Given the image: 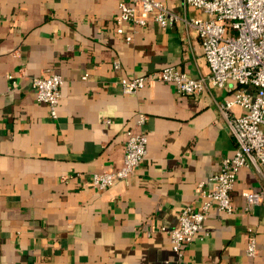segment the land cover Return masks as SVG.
<instances>
[{
    "label": "crops",
    "instance_id": "1",
    "mask_svg": "<svg viewBox=\"0 0 264 264\" xmlns=\"http://www.w3.org/2000/svg\"><path fill=\"white\" fill-rule=\"evenodd\" d=\"M160 1L176 21H125L117 33V0H0V264H264V202L247 210L241 195L263 185L250 166L237 173L234 211L211 205L181 256L170 248L181 209L199 205L198 184L234 152L226 118L242 109L218 108L233 83L196 96L160 80L122 91V78L169 65L209 73L185 26L208 15ZM45 72L62 78L55 117L32 87ZM127 130L147 135L144 159L93 188L92 173L122 166Z\"/></svg>",
    "mask_w": 264,
    "mask_h": 264
},
{
    "label": "built area",
    "instance_id": "2",
    "mask_svg": "<svg viewBox=\"0 0 264 264\" xmlns=\"http://www.w3.org/2000/svg\"><path fill=\"white\" fill-rule=\"evenodd\" d=\"M187 5L208 15L206 19H190L185 26L200 39L209 73L191 77L173 65L165 66L152 74H143L120 80L125 93H134L152 80L169 82L176 92L196 96L212 87L222 88L228 83L236 85L229 96L218 104L221 113L228 115L234 106L242 109L239 115H229L228 128L235 139V150L222 158L219 170L206 182L198 184L200 203L184 206L177 224L169 231L170 248L180 257L184 246L202 228L203 220L211 205L219 211L232 213L231 192L242 167L250 166L263 181L257 190L244 189L241 195L244 208L264 202V0H183ZM114 16L116 32L122 33V23L131 22L144 26L151 18L165 27L178 17L160 0H117ZM125 39L128 41L129 36ZM114 68L118 67L114 62ZM11 79L12 76L8 75ZM62 78L54 72H45L32 79L35 99L44 102L51 117L56 116L60 99ZM139 116L138 123L143 122ZM145 132L126 131L123 164L118 170L94 172L89 185L97 190L110 186L116 179L127 178L146 155ZM210 185L209 189L204 184ZM248 256L255 253V240L249 238Z\"/></svg>",
    "mask_w": 264,
    "mask_h": 264
}]
</instances>
